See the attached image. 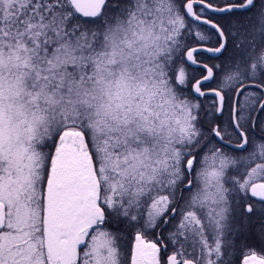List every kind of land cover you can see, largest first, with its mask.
Segmentation results:
<instances>
[{"label": "trees", "instance_id": "16d2710c", "mask_svg": "<svg viewBox=\"0 0 264 264\" xmlns=\"http://www.w3.org/2000/svg\"><path fill=\"white\" fill-rule=\"evenodd\" d=\"M186 1L109 0L103 13L90 19L76 13L70 0H0V92L10 90L22 100L31 99L15 104L14 110L8 105L11 112L4 126L13 128L9 135L15 137L9 145L15 150L16 165L24 169L23 151L32 152L35 165L22 173L12 171L29 180L17 191L14 219L6 203L9 214L3 232L8 243L0 248V264H49L45 197L54 154L68 130L85 138L105 213L80 248L78 264H131L135 243L158 241L157 227L165 222L170 226L171 218L173 225L196 229L215 224L208 209L199 205L202 197L191 190L178 200L175 186L191 159L196 164L187 171L192 174L214 154L199 150L196 132L186 135L187 128L174 129L171 119L164 118L171 113L198 116L202 110V100L191 88L200 69L191 67L185 55L191 47L214 42L172 28L188 20ZM149 2L151 7L156 4L153 29L165 28L159 23L166 17L170 37L176 40L165 41L163 54L149 47L132 59L133 48L128 53L123 28L147 22L149 8L143 7ZM235 15L240 20L238 49L264 50V0H255L251 9ZM197 57L203 61L202 53ZM148 71L155 75L154 86L143 83ZM153 117L163 118L154 123ZM152 165L162 171L161 179ZM7 185L12 189L15 182L8 180ZM175 205L178 212L172 217Z\"/></svg>", "mask_w": 264, "mask_h": 264}, {"label": "flooded vegetation", "instance_id": "af4514ba", "mask_svg": "<svg viewBox=\"0 0 264 264\" xmlns=\"http://www.w3.org/2000/svg\"><path fill=\"white\" fill-rule=\"evenodd\" d=\"M190 1L205 2L221 9L243 5L247 0L242 4L234 3L235 0H211L216 4L206 0H187L184 11ZM195 10L199 17L219 27L226 39L225 50L220 55L212 56L207 52L196 54L202 66L194 67L200 70L191 87L198 97L193 87L208 75L204 66L213 70L212 80L201 84L204 97H198L202 100V110L200 115L195 116V132L199 138V150L215 155L214 164L210 163L214 165H210V173L216 177L212 184L209 182L212 178H206L208 162L198 164L192 174L188 172L187 169L190 171L196 164L191 159L184 170V178L177 179L180 184L175 186L179 190L178 200L186 198L191 190L197 193V198L202 197L199 205L208 209L210 216L215 218V224L196 229L189 225H173L171 218L170 226L165 222L162 227H157L158 241H146L152 251L148 252L150 248L144 245L146 249L133 251L132 259L135 255L137 264H170L169 259L173 256L174 260L180 261L179 264L188 261L196 264H264V50L238 49L240 20L235 13L239 10L215 13L202 5H196ZM206 12L216 15L215 18L208 17ZM187 19L180 20L186 34L214 42L210 46L191 47L187 52L196 47L218 49L221 46L223 38L215 28L188 16ZM201 53L203 61L200 62L197 56ZM62 157L67 160L56 163L53 172L61 165H75L83 177L90 179L88 191L96 193L93 166L84 160L79 165L75 161L77 158L72 156ZM211 186L216 191L214 199H209L211 196L205 193L212 189ZM79 191L81 206L75 236L86 227L89 230L80 236V243L76 245L78 255L80 248L91 238L93 227L102 224V207L97 198L88 202L89 209L86 210L88 193L82 188ZM91 206H96V209ZM177 207L175 205L172 209L171 216L177 215ZM82 213L93 216L97 221L80 224ZM163 230L168 231L163 236L167 238L165 241L160 235ZM193 233L199 234V241H191Z\"/></svg>", "mask_w": 264, "mask_h": 264}, {"label": "rangeland", "instance_id": "374dc122", "mask_svg": "<svg viewBox=\"0 0 264 264\" xmlns=\"http://www.w3.org/2000/svg\"><path fill=\"white\" fill-rule=\"evenodd\" d=\"M145 6L143 8H149L148 11H146V19L147 22H140L137 23L132 22L129 24V26H126L125 28H123V39H125L124 41L126 43L125 47L128 51V53L130 52V49L133 48L132 51H134V54L132 53V51L130 52L131 54V58H137L139 51H143V48L147 50V48L152 47L154 48L156 51H159L160 54H163V50L165 49L166 45H165V41L167 40H176L171 38V34H169V30H171L172 28H176L177 31L179 32L180 30H183V24L182 21L180 23H176L175 25L172 26L171 29L167 30V26L170 25L168 24V20L167 18H163V21H161L159 24L161 25L160 27H165L161 30L159 29H153L155 27V22H154V18L153 17V11L156 9V4H153L151 7V2H149L148 4L144 3ZM146 23V24H145ZM173 24V23H172ZM178 24V25H177ZM115 31V30H114ZM116 31H120L117 30ZM112 32V31H111ZM116 32H114L112 35H114ZM121 33V32H120ZM120 37V36H119ZM121 38V37H120ZM163 49V50H162ZM162 50V51H160ZM142 55L144 56V52H141ZM158 55V52L156 53ZM112 55V54H111ZM114 55H112V59L109 61H113L115 60ZM145 57V56H144ZM147 58V57H145ZM150 74V76H146V80L143 82L144 84H146V86H154L156 84V79H155V75H153L152 71H148ZM168 83V82H167ZM169 85V84H168ZM169 88V87H167ZM4 92V91H3ZM1 93L0 92V200L3 201L5 204H8L9 207V213L10 215L13 213L15 207L18 205V200L16 198L17 191L21 188V185L23 186L24 182L27 183V181L29 180L28 177H24L21 176L20 173L15 172V176H17V178L14 176V172L12 173L13 170H15L16 168L18 169V171H20L22 173V170H28L30 168H35L34 165V161H33V154L31 151H23V152H27V154L22 155V158L24 159L23 162L21 163V165L23 166L24 169H21L22 167H20L19 165H16L15 163V157H16V153L14 148L11 147L9 144L12 143V139L15 136L9 135V133L11 134V130L13 129L12 127H9L8 129L6 128L7 125L4 126V122L5 119L8 116V113L11 111L7 110L8 105L10 106V110H14L15 107L14 105L17 103H21V101H29L31 102V99H25L22 100L18 97V94L11 92L10 90L6 91V93ZM128 93V92H127ZM127 93L124 92V94L127 96ZM128 98H130V96H127ZM125 97H121V100H124ZM176 103L177 106H179V104L175 101H172L171 104ZM33 105V104H31ZM186 117V118H185ZM147 119H150L149 116L145 117ZM163 117H153V122H158L162 119ZM165 119H171L172 124H169V126H173L174 129L177 128H187L188 133H186V131H184L186 133V135H194L195 133V124L194 121L196 120V117L194 115H181V114H167L164 116ZM176 119H178V122H183L180 126V123H178L176 121ZM189 119V123L185 120ZM157 123V124H158ZM5 128V129H4ZM10 137H7V136ZM52 138V137H51ZM50 138V139H51ZM28 149V148H27ZM72 156L77 158L76 163H78L79 165H81V160L86 161V163H89L91 165V167L93 166L90 154L88 152V148L85 142V138L84 136L80 133V132H76V131H66L65 133H63V135L60 138L57 150L54 154V158L52 160V168H51V176L50 179L48 181V186H47V191H46V214L44 217V234H45V245H46V253L48 256V261L49 264H78V260H79V255H78V250H77V246H76V227L70 231H57L56 229H54L52 227V223H51V195H50V187H51V180H52V172L54 169V165L56 163H64L67 159L66 157H62V156ZM212 160L207 161L209 164L207 166V176L206 178H212V180H210L209 182L212 184L215 182V175H212L210 173V169L212 166V164H214L215 162V156L212 155ZM43 161V160H42ZM44 161L41 163V167L44 166ZM212 163V164H210ZM212 165V166H210ZM153 166V165H152ZM150 167V166H148ZM155 169V174L159 175V179H161V175L163 174L162 171H160L157 167L153 166ZM176 167V166H174ZM172 168L171 166L167 167ZM31 170V169H30ZM173 174H176V170H171ZM24 173V172H23ZM44 174V173H43ZM43 178V177H42ZM3 180V183H2ZM9 180V183H13L15 182V185L12 187V189L7 185ZM212 189L210 188L209 190H206V194L210 195L211 197H208L209 199H214V196L216 195V191L214 189V186H211ZM97 193V191H96ZM6 204V205H7ZM17 210V209H16ZM8 213V214H9ZM12 216V215H11ZM15 215L12 216V219H14ZM16 218L20 219V217ZM95 221H97L96 219L94 220L93 216H88L87 214H81L80 217V224L84 223H95ZM8 223V221H7ZM6 235V234H5ZM5 235L4 232L0 235V243L2 245H0V248H3L7 245L8 242H6L5 240ZM193 238H192V242L195 241H199V234L193 233L192 234ZM8 239V238H7ZM83 242V240L81 241ZM137 242L140 243H144V244H140L137 245V243H135L134 246V253L137 250H141V249H146V247H149L150 250H148V252H151L152 247L148 244H146V241L144 240H138ZM137 245V246H136ZM143 245V246H142ZM146 245V247L144 246ZM196 250H198V248H195ZM80 252V251H79ZM80 254V253H79ZM78 255V258H77ZM136 258L135 255L133 256V259L131 257V264L132 261L134 264L136 263Z\"/></svg>", "mask_w": 264, "mask_h": 264}, {"label": "water", "instance_id": "95a60500", "mask_svg": "<svg viewBox=\"0 0 264 264\" xmlns=\"http://www.w3.org/2000/svg\"><path fill=\"white\" fill-rule=\"evenodd\" d=\"M108 0H70L76 13L84 18L96 19L103 12ZM255 4V0H247L245 4L239 6H231L226 8H215L208 3L201 1H190L185 6V12L188 17L196 22H200L215 28L222 36L223 41L218 49H211L208 47H196L189 50L186 53V62L193 67L202 66L198 63L196 59V54L199 52H207L212 56L220 55L226 47V39L219 27H217L213 22L201 18L196 14L195 6L202 5L215 13H225L233 10L244 11L252 8ZM208 70V75L198 82L195 83L193 87L194 93L198 97H204V93L201 89V84L206 81H211L213 78V70L207 66H204ZM90 185V179L88 177H83L79 168L75 165L71 166H58L55 168L52 174L50 195H51V223L52 227L57 231H70L75 228L79 215L81 206V195L79 189L82 188L87 191L86 196V210L89 209L88 202L90 200L94 201L96 198L98 200V195L94 191H88ZM92 209H96V206H91ZM101 219L104 216V210H100ZM7 224V207L0 201V234L4 230ZM89 230V227L83 229L76 236L75 242L80 243V236ZM173 256L169 259L170 264H179L180 261L174 260ZM184 264H196L193 261L185 262Z\"/></svg>", "mask_w": 264, "mask_h": 264}]
</instances>
